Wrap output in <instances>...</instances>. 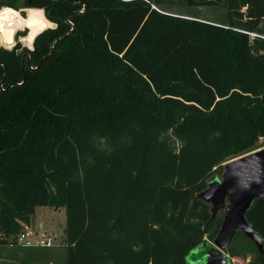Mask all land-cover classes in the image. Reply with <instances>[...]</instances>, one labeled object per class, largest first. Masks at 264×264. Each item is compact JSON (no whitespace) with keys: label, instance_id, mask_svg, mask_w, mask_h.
<instances>
[{"label":"trees","instance_id":"obj_1","mask_svg":"<svg viewBox=\"0 0 264 264\" xmlns=\"http://www.w3.org/2000/svg\"><path fill=\"white\" fill-rule=\"evenodd\" d=\"M23 4L55 26L32 49L0 48V230L16 235L37 206L64 207L66 264H191L222 224L207 226L199 195L264 137V0ZM174 5H224L227 20ZM9 11L17 30L50 26ZM246 216L263 251L247 237L241 255L264 264V197Z\"/></svg>","mask_w":264,"mask_h":264},{"label":"water","instance_id":"obj_2","mask_svg":"<svg viewBox=\"0 0 264 264\" xmlns=\"http://www.w3.org/2000/svg\"><path fill=\"white\" fill-rule=\"evenodd\" d=\"M22 12L29 19L30 15L25 11ZM49 27L44 22H40L39 25L32 28L26 27L25 30H22L27 32L25 41L22 42L27 44V40H32L33 44L36 37ZM9 31L6 36L8 42L16 43L14 32ZM226 168L227 172H225L224 178L213 182L208 180L206 189L199 195L211 204L212 214L207 226L216 219L222 210H225L221 228L215 236V243L219 247L215 246L214 250L209 252L207 264L220 263L221 249L230 247L238 231H242L255 242L260 251H263V238L253 228L246 215L256 199L264 197V148L229 161Z\"/></svg>","mask_w":264,"mask_h":264},{"label":"rangeland","instance_id":"obj_3","mask_svg":"<svg viewBox=\"0 0 264 264\" xmlns=\"http://www.w3.org/2000/svg\"><path fill=\"white\" fill-rule=\"evenodd\" d=\"M17 5L18 7L1 5L0 6V21H3L5 24H10L12 27H16L17 29H21L22 28L21 19L18 17L17 14H15L12 11H9V10H13V11L16 10L15 12L18 13L24 19H27V17L25 13L22 11H25L27 14H29L30 15L29 18H31L32 16H36L38 18L47 20L50 24V27L55 26V24L53 23L51 24V22L46 18L43 10L35 9L31 11L29 8H26L24 6L23 0H17ZM172 10L175 11L176 13H181L183 17H189L188 13L191 12L193 14L199 15L200 20H204V21H208L212 23H219L221 20H227V12H228L227 8L224 5H210V6L174 5ZM23 30H25V28ZM16 33H17L16 43L11 47L2 46L3 48L12 49L17 44V42H20L22 44V47L19 49L18 52L23 51L26 48L32 49L34 47V43L33 44L32 42L30 43L29 42L30 40H27L28 41L27 45L23 43L25 41V35L27 33L26 31L18 30ZM173 140L175 142V145L179 147L180 142L176 138H173ZM262 148H264V137L260 138L258 142V148L253 151H256ZM251 152L252 151H250L249 153ZM244 155H240L238 157H234L226 161L221 171L214 173L209 178V182H213L214 180H219V179L224 178V174L225 172H227L226 164L229 161L234 160ZM36 212H37V216H34L32 220L34 229H36L38 232H46L48 234H51L48 230H44L42 227H45L47 229L52 226L56 228L55 229L56 231H54L51 235L55 236L56 242H60L62 237L64 236L63 234L65 233V229L67 225L66 209L64 207L54 208V207L47 206V205H41V206L36 207ZM224 215H225V210H222L217 215L216 219L221 218V217L223 219ZM36 220H37V224L40 225L42 229H38L37 226H35ZM213 241H214V245L209 244V243H203L200 246H198L197 249L193 251V254L191 257V260L193 259V261L191 262V264H207L206 262L209 258V252L214 250L215 246H218L215 243V238ZM248 242L249 240L247 236L241 231H238L230 245V247L232 246V249L234 250V252L237 255L239 254L238 256L236 255L235 256L238 257V261L240 264H247L255 256L253 252H248L246 256L241 255V253L246 250V245L248 244ZM63 250H65V248Z\"/></svg>","mask_w":264,"mask_h":264},{"label":"crops","instance_id":"obj_4","mask_svg":"<svg viewBox=\"0 0 264 264\" xmlns=\"http://www.w3.org/2000/svg\"><path fill=\"white\" fill-rule=\"evenodd\" d=\"M188 14L194 15L189 12ZM220 21V20H219ZM224 22V21H220ZM37 216V212L35 213ZM36 218V217H35ZM38 229L48 230L51 234L56 231L54 227L45 228L37 224ZM52 247H21L17 245H0V264H66L65 237ZM65 248V250H63Z\"/></svg>","mask_w":264,"mask_h":264},{"label":"built area","instance_id":"obj_5","mask_svg":"<svg viewBox=\"0 0 264 264\" xmlns=\"http://www.w3.org/2000/svg\"><path fill=\"white\" fill-rule=\"evenodd\" d=\"M248 34L251 41L258 37L256 32H248ZM30 66L34 68L32 65ZM0 87L3 88V82L0 83ZM1 240L5 242L4 244L21 247H52L55 245V236L46 232H38L34 229L32 222L29 225H24L16 235H9L0 230V245H3ZM204 240L214 245V241L208 235L204 236ZM221 254L222 257L219 264H240L238 257L232 255L229 248L221 249Z\"/></svg>","mask_w":264,"mask_h":264},{"label":"bare ground","instance_id":"obj_6","mask_svg":"<svg viewBox=\"0 0 264 264\" xmlns=\"http://www.w3.org/2000/svg\"><path fill=\"white\" fill-rule=\"evenodd\" d=\"M24 24L26 25V27L29 28V23H28V20L24 22ZM9 30H12L11 32H14V35L16 36L17 35V28L16 27H12L10 24L8 25H0V45L1 46H6V47H11L13 46L15 43H11V42H8L9 40H7L6 36L7 34L10 32ZM29 42H32V40H30ZM27 45V44H25Z\"/></svg>","mask_w":264,"mask_h":264},{"label":"flooded vegetation","instance_id":"obj_7","mask_svg":"<svg viewBox=\"0 0 264 264\" xmlns=\"http://www.w3.org/2000/svg\"><path fill=\"white\" fill-rule=\"evenodd\" d=\"M26 53H27V52H24V56H25V57L28 56V53H27V55H25ZM24 56H23V57H24ZM24 60H25V58L23 59V61H24ZM29 60H30V59L28 58V61H29ZM29 62H30V61H29ZM221 218H222V217H221ZM241 232H242V231H241ZM242 233H243V232H242Z\"/></svg>","mask_w":264,"mask_h":264}]
</instances>
